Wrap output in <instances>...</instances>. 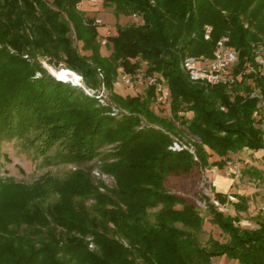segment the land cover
I'll use <instances>...</instances> for the list:
<instances>
[{"label":"trees","instance_id":"16d2710c","mask_svg":"<svg viewBox=\"0 0 264 264\" xmlns=\"http://www.w3.org/2000/svg\"><path fill=\"white\" fill-rule=\"evenodd\" d=\"M83 1L0 0V142L21 139L41 155L56 146L55 157L75 166L114 145L101 156V170L114 178L110 193L118 202L97 191L87 170L64 179L45 175L31 185L0 180V264H211L215 258L264 264V219L256 228L240 226L247 197L231 195L233 202L212 190L213 200L235 215L204 198L209 223L226 239L209 236L201 245L197 207L164 187L170 176L222 169L243 150L264 152V129L252 118L257 101L248 98L251 88L264 93V77L205 88L179 69L182 56L210 59L217 41L228 37L240 53L237 75L252 45L264 39V0H102L116 19L136 14L143 21L117 25L104 38L108 56L101 54L95 19L78 10ZM41 61L77 74L85 88L102 86L124 114L109 116L110 107L57 80ZM140 68L166 80L170 119L156 113L152 88L134 96L113 92L119 70L133 75ZM178 133L193 140L196 160L168 150L169 135ZM207 151L220 161L210 163ZM249 170L245 175L259 174ZM152 209L158 215L149 223Z\"/></svg>","mask_w":264,"mask_h":264},{"label":"rangeland","instance_id":"374dc122","mask_svg":"<svg viewBox=\"0 0 264 264\" xmlns=\"http://www.w3.org/2000/svg\"><path fill=\"white\" fill-rule=\"evenodd\" d=\"M102 2V0H101ZM94 5V4H93ZM103 7V5H102ZM108 16L111 19V22H104V19L99 16L101 20V24L97 26L98 33L100 35L101 42V54L103 56H108L110 51L108 47L105 46L104 38L108 36H112V33L116 30L117 25H129L133 22L130 16H120V21L117 20L111 8L103 7ZM94 12V11H93ZM83 13V12H82ZM84 14V13H83ZM95 15V14H94ZM115 18L113 19L112 16ZM96 18V16H92ZM97 19V18H96ZM97 19V20H99ZM119 22V23H118ZM258 43V42H257ZM74 46L80 50V44L74 42ZM81 54H88L86 52H82ZM42 67L53 77H55L48 68L49 67L46 62L41 61ZM54 71H59L61 68H51ZM57 80H61L63 82H68L72 85H76L82 88L84 93L93 97L97 100L99 106H108L111 108L109 116L118 118L120 117V113H123L118 107H116L113 103L110 102L109 92L103 88L102 86L96 90L85 88L82 84L81 78L79 82L65 80L62 78L55 77ZM113 92L115 94H123V95H135L139 94L142 91L138 87H134L133 89H127L123 85L119 84V86H113ZM97 96H100V100L97 99ZM156 113L159 116L170 119V111L167 108H160L158 106L154 107ZM124 114V113H123ZM176 123V122H175ZM179 136H184L183 133H178ZM178 135H169L170 138L179 137ZM114 145L105 146L99 151V156H97L90 163L75 166L72 164L62 163L60 158H56L55 154L58 150L56 146L48 151L45 155H41L37 152L35 148L26 147L24 145L23 140L13 138L6 139L0 142V180L5 182H14L17 184L31 185L36 182L41 177L48 175L55 177L57 179H64L68 172L75 170H87L89 172L90 179L93 185L97 188V191L102 195H107L112 197V199L118 202V199L115 198L110 192L115 188V180L114 178L104 173L101 170L102 166V155H108L113 153ZM210 156V161L214 156L210 151H207ZM231 157L229 161L239 166V172L237 173V177L234 181V192L235 190L245 191V196L248 199V212L245 214H241V222L240 226L243 228H256L258 224L264 219V162L256 163L254 160L247 159L248 155L243 154L240 156L241 158ZM216 159V157H213ZM111 161V160H110ZM251 162L259 167V169L255 168V166H251ZM256 169L259 171V174L255 176L249 174L245 175L244 171H249V169ZM209 169H194L192 173L188 176L184 177H175L170 176L167 177L164 182L165 189L175 195L183 197L193 203L200 215L204 218L203 231L200 235H198V239L201 245H204L209 236L213 238L224 241L226 237L221 234L220 230L211 225L209 223L210 215L208 213L207 207L205 205L204 198L208 197L213 200L212 190L216 192H220L221 190L216 189L212 182L210 181L209 173L206 171ZM234 176V174H233ZM222 193V192H221ZM229 196V200L236 202V199L231 197V195H236L231 190L225 193ZM53 202V201H51ZM94 203L93 199H89L86 202V205L89 207ZM221 211L223 213L235 215L234 211L230 206H220ZM158 215V209L149 210L145 219L149 223H154ZM89 248V247H88ZM95 249V247H94ZM93 249V250H94ZM90 250V249H89ZM92 251V250H91ZM211 264H238L236 261L228 260L226 258H215L212 260Z\"/></svg>","mask_w":264,"mask_h":264},{"label":"built area","instance_id":"2783aa9c","mask_svg":"<svg viewBox=\"0 0 264 264\" xmlns=\"http://www.w3.org/2000/svg\"><path fill=\"white\" fill-rule=\"evenodd\" d=\"M95 3L97 0H90ZM132 20L136 24H142L143 21L139 15L133 14ZM95 24L99 26L100 20L95 19ZM211 28L205 26L204 38L209 39ZM228 37H222L217 41L212 57L205 59L201 57H194L184 55L180 58L179 69L187 77L191 83L200 84L208 88L217 85H226L231 87L235 82H240L244 77L257 76L264 77V39L252 45L251 59H245L240 71L234 75V70L239 66L240 53L234 47L230 46ZM250 79L247 80L250 83ZM121 84L127 89L138 87L141 91L152 88L154 90V103L160 108H167L170 105V92L166 80L160 74H148L143 68L136 71L135 74H125L122 70L118 71L117 80L115 85ZM249 99L257 101V109L253 112L252 118L259 121L260 127L264 129V93L258 89H253L248 93ZM100 100V96H97ZM101 101V100H100ZM102 102V101H101ZM224 111V109H221ZM171 142L168 150L171 152L186 151L195 158V148L193 140L188 136H179L170 138ZM233 170L234 177H237L239 166L234 163L228 164ZM215 207L221 211L219 204L212 200ZM223 212V211H221ZM89 241V249L93 250L94 245Z\"/></svg>","mask_w":264,"mask_h":264},{"label":"crops","instance_id":"0c3cea01","mask_svg":"<svg viewBox=\"0 0 264 264\" xmlns=\"http://www.w3.org/2000/svg\"><path fill=\"white\" fill-rule=\"evenodd\" d=\"M78 10H80L81 12H83L86 17L93 18L92 16H96V18L99 19V16H100V17H102L104 19V22H108V21L111 22L110 17L108 16V14L106 13V11L102 7L101 0H97L95 3H93L90 0L83 1V2H81L78 5ZM111 16H112L113 19H115L113 17V15H111ZM96 18H94V19H96ZM120 19H121V17L119 16L117 18V20L120 21ZM132 23H134V21ZM120 26H125V25H120ZM114 33H115V31L112 33V35ZM117 86H119V84H117ZM119 95L126 96L127 94L126 95L119 94ZM129 96H134V95H131L130 94ZM243 154H247L248 155V158L247 159L249 161H250V159H252L256 163H260V162L263 163V160H262V157L264 155V152L263 151L253 152V151H250V150H243L242 152H239L237 154L230 155V158L231 157H235L236 155L239 156V157L237 156L238 158H241L240 156H242ZM213 157H216V159L213 158ZM213 157L211 159V162L209 161L210 163L220 161V158L217 157L216 155H214ZM229 162L232 163L231 161H228L226 163V165L224 166V168H222V169H217L216 167H212L209 170H206L209 173L210 181L212 182L213 186L216 189L219 188L221 190L220 192H222L224 194L226 192H228V191L231 190L236 195H240V196L246 197L245 196V191H241V190H235V192L233 191L234 190V185H233L234 184V181L233 180L236 177L233 176V170H232V168L230 166H228ZM251 164H252L251 166H253V167L255 166V168L259 169V167H257L254 164V162L253 163L251 162Z\"/></svg>","mask_w":264,"mask_h":264},{"label":"bare ground","instance_id":"6f19581e","mask_svg":"<svg viewBox=\"0 0 264 264\" xmlns=\"http://www.w3.org/2000/svg\"><path fill=\"white\" fill-rule=\"evenodd\" d=\"M48 69L55 77L62 78L65 80L76 81V82L80 81V77L71 71H68L65 69H61L59 71H54L51 68H48Z\"/></svg>","mask_w":264,"mask_h":264}]
</instances>
